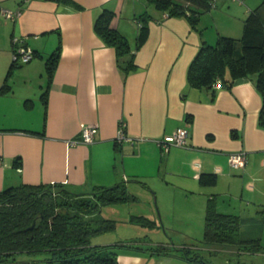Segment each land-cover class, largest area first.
Here are the masks:
<instances>
[{
    "label": "crops",
    "instance_id": "1",
    "mask_svg": "<svg viewBox=\"0 0 264 264\" xmlns=\"http://www.w3.org/2000/svg\"><path fill=\"white\" fill-rule=\"evenodd\" d=\"M70 1L0 0V9L19 11L14 18L0 14V87L6 78L9 84L0 92V191L19 183L56 182L87 191L123 180L131 194L130 185L154 192L167 214L161 199L167 194H178L198 210L213 199L218 212L239 217L241 238H258L245 228L264 223V128L257 122L261 97L254 82L236 78L229 88H214L211 98L209 91L188 85L186 70L203 41L215 42L185 17H163L157 9L138 12L128 0ZM260 2L239 0L231 17L245 18ZM104 8L114 12L111 26L134 52L130 71L120 69L114 47L94 30ZM144 12L150 15L148 35L135 49V19ZM13 36L34 53L8 74ZM57 46L48 81L45 60ZM121 122L131 141L116 140ZM90 123L97 125L93 141L74 142L82 125ZM177 127L188 130L186 146L162 153L158 142L170 141ZM240 151L244 166H231L229 155ZM200 173L211 174L214 182L201 184ZM175 213L173 223L195 221ZM182 239L159 242L191 241L190 236ZM122 250L118 264H184L179 257L151 255L146 249Z\"/></svg>",
    "mask_w": 264,
    "mask_h": 264
},
{
    "label": "trees",
    "instance_id": "2",
    "mask_svg": "<svg viewBox=\"0 0 264 264\" xmlns=\"http://www.w3.org/2000/svg\"><path fill=\"white\" fill-rule=\"evenodd\" d=\"M56 1L73 4L70 0ZM148 1L167 17L185 16L192 26H195L199 14L211 7V0ZM113 16L112 10L104 8L95 18L94 30L104 43L114 47L120 69L127 72L135 68L134 52L128 39L111 26ZM148 18L150 15L144 12L135 19L138 24L135 49L147 38ZM59 48L57 46L45 60L48 81L57 63ZM17 65L12 62L8 74ZM239 77L251 79L260 94L257 122L264 128V0L248 11L239 39L218 35L214 44L203 41L186 70L188 85L209 91L211 98L215 93L212 85L217 79L222 87L229 88ZM8 90L6 78L0 92ZM46 93L45 88L41 94L44 103ZM198 177L201 184L214 182L211 174L200 173ZM137 201L123 180L111 186L94 185L87 191H78L60 182L7 186L0 191V264L30 261L42 264H118L117 249L120 248L146 249L156 256H176L184 264H211L203 258L199 246H233L238 250L262 247L259 238H241L239 217L218 212L213 199H208L205 206L201 236H190V242L179 245L158 242L149 246L136 240L108 244L91 242L95 232L115 226V220L100 216L102 206ZM127 220L147 229L158 227L156 219L144 213L130 214Z\"/></svg>",
    "mask_w": 264,
    "mask_h": 264
},
{
    "label": "rangeland",
    "instance_id": "3",
    "mask_svg": "<svg viewBox=\"0 0 264 264\" xmlns=\"http://www.w3.org/2000/svg\"><path fill=\"white\" fill-rule=\"evenodd\" d=\"M128 1L134 3L139 10L138 12L147 10L150 13H154L156 11L154 5L148 0ZM237 2H239V0H215L214 6H211L208 10H204L199 14L194 28L197 26L212 42H215L217 32H227L231 34L229 35L230 37L239 39L242 33L244 16L235 15V17H231L234 11H236L235 8L238 7L236 4ZM163 17H167L166 13H163ZM179 17L183 18L185 16ZM239 47V43H237V48ZM148 180L154 182L152 177ZM128 187L132 194L138 198V201L132 204L118 203L102 206L100 216L115 220V226L106 231L95 232L90 239L93 244L136 240L138 243H145L144 246H149L157 244L159 241H162V239L167 242H170V240L176 242L177 239L183 240L182 238H186V236H193L196 238L201 236L205 209L202 208L200 211L198 210L199 207L193 206L191 202H183L178 194H167L162 196L161 199L166 203V208L169 209V215L161 208L162 204L157 203V196L154 192L143 188H139V191H136L137 189H133L131 185ZM143 199H146L149 204L141 202ZM175 212H178L183 218L195 220L194 223L183 224L174 222V224L171 222V216L172 214H177ZM140 213L155 218L158 222V227L147 229L128 222L127 219L130 214ZM162 220H164L165 228L162 227ZM171 224H173V226H171ZM245 228L247 233L256 234V236H258L262 247L258 250H256L255 247H249L248 249L244 248V250L239 251L233 246H201L199 251L203 258L211 264H264V223H249ZM121 251H123L121 248L117 249V252ZM175 264L183 263L177 260Z\"/></svg>",
    "mask_w": 264,
    "mask_h": 264
},
{
    "label": "built area",
    "instance_id": "4",
    "mask_svg": "<svg viewBox=\"0 0 264 264\" xmlns=\"http://www.w3.org/2000/svg\"><path fill=\"white\" fill-rule=\"evenodd\" d=\"M215 5V0H211V6ZM0 14L4 18H14L19 14V11H10L7 9H0ZM12 53H11V61L15 64H22L29 62L33 58V50L23 43L22 39L13 36L12 39ZM214 88L221 87V82L219 79H217L213 85ZM97 132V125L94 123L82 125L80 128V137L79 139L75 140L74 142H80V143H90L93 141L94 136ZM187 137H188V130L185 127H177L173 134L170 141H159V145L161 148V152L165 153L168 151L170 146H179L184 147L187 144ZM116 140L122 141L127 140L131 141L130 138H128L124 133V123H120L118 127V131L116 134ZM246 158L245 153L235 152L231 153L229 155V163L233 167H243L245 164Z\"/></svg>",
    "mask_w": 264,
    "mask_h": 264
},
{
    "label": "water",
    "instance_id": "5",
    "mask_svg": "<svg viewBox=\"0 0 264 264\" xmlns=\"http://www.w3.org/2000/svg\"><path fill=\"white\" fill-rule=\"evenodd\" d=\"M155 200V199H154Z\"/></svg>",
    "mask_w": 264,
    "mask_h": 264
}]
</instances>
